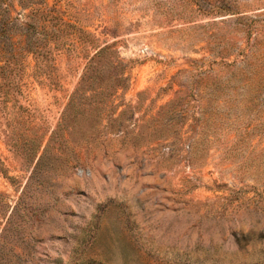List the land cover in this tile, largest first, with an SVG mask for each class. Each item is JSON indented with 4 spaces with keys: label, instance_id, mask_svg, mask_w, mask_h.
<instances>
[{
    "label": "rangeland",
    "instance_id": "1",
    "mask_svg": "<svg viewBox=\"0 0 264 264\" xmlns=\"http://www.w3.org/2000/svg\"><path fill=\"white\" fill-rule=\"evenodd\" d=\"M0 264H264V0H0Z\"/></svg>",
    "mask_w": 264,
    "mask_h": 264
}]
</instances>
